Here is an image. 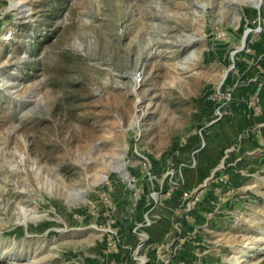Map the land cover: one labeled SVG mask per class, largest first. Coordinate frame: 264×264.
Here are the masks:
<instances>
[{
    "label": "rangeland",
    "instance_id": "obj_1",
    "mask_svg": "<svg viewBox=\"0 0 264 264\" xmlns=\"http://www.w3.org/2000/svg\"><path fill=\"white\" fill-rule=\"evenodd\" d=\"M259 16L264 0H0V264H134L131 229L141 264H264V92L230 107L228 79ZM208 101L261 115L213 169Z\"/></svg>",
    "mask_w": 264,
    "mask_h": 264
},
{
    "label": "crops",
    "instance_id": "obj_2",
    "mask_svg": "<svg viewBox=\"0 0 264 264\" xmlns=\"http://www.w3.org/2000/svg\"><path fill=\"white\" fill-rule=\"evenodd\" d=\"M254 39L255 40L250 39L247 44L241 46L240 48L238 47L239 49H233L235 50L234 54L236 53L234 56L232 53H230L234 57L233 62L236 63L237 66L235 67L236 71L232 70V72L228 76V79H230L231 81V85L229 84V87H234V96L232 97L233 100L231 102L233 104L230 107H237L234 105L242 104L243 108L245 107L246 111L250 114L251 112H254V110L251 108V106H253V102H251L252 98L250 97L254 96L255 106V103L257 102V100L259 102V97L262 96L264 92V36ZM230 52H232V50ZM255 92H257L258 97ZM211 103L208 101L207 105L203 107L204 112L201 114L202 116L200 118L201 121H203V125L201 124V127L199 126V134L198 131L195 130V133L198 136L200 135L201 143H203L204 145V147L201 149L202 154L200 155L199 153L200 161L205 168L209 169H213V166H215L216 168L219 165V162L222 161L224 156H227L229 154L234 155L233 153H235V151L229 153V151L227 152L226 149L229 147H234L236 145L235 140L234 138H232L231 140H228L227 138L230 139V137H234L236 135V132H238L240 128H242L243 130V125H246V121H249L250 123L253 119H256V117H261V115L258 114L255 118H253L251 115L246 118L244 114L239 115L236 111L235 114H233V111L230 112L229 116L226 117V110L222 118H220L219 120H215L213 119V108L217 102L214 101L213 104V102L211 101ZM258 108L259 107L254 108L256 109V114L258 113ZM229 120H234L236 122L240 121L241 126H233L232 128L227 129V122ZM253 141L254 140H248V142L246 143V147H250ZM211 162L213 164L216 162V164L212 166ZM210 166L212 167L210 168ZM143 233L144 234H142V236L147 238L149 236V238L151 237V239H154V234H149L148 231H144ZM127 234L131 235L132 241L122 243V245L125 247L122 248V250L124 252H131L132 257H128L130 261L132 260L131 262H134V264H141V261L143 260L142 258L145 257L135 256L142 248L140 246L141 244L138 243L136 239L140 238L139 234L135 233L132 229ZM124 237H126V235H124ZM135 259H138V261H134Z\"/></svg>",
    "mask_w": 264,
    "mask_h": 264
},
{
    "label": "built area",
    "instance_id": "obj_3",
    "mask_svg": "<svg viewBox=\"0 0 264 264\" xmlns=\"http://www.w3.org/2000/svg\"><path fill=\"white\" fill-rule=\"evenodd\" d=\"M263 30H264V17H261V16L256 17L253 27L250 28V32L255 33V32H261ZM213 97L221 98V92L219 90H216L213 94ZM252 99L253 100H251V102H253V104H254V96H252ZM224 100H225V97H223L221 100H219V104H217V106L215 107L216 118L220 117L223 113L222 106H223ZM142 259L143 260L141 261V263L146 260V258H142Z\"/></svg>",
    "mask_w": 264,
    "mask_h": 264
},
{
    "label": "bare ground",
    "instance_id": "obj_4",
    "mask_svg": "<svg viewBox=\"0 0 264 264\" xmlns=\"http://www.w3.org/2000/svg\"><path fill=\"white\" fill-rule=\"evenodd\" d=\"M249 33V30L247 28H245V31H244V37L246 38V36L248 35Z\"/></svg>",
    "mask_w": 264,
    "mask_h": 264
}]
</instances>
